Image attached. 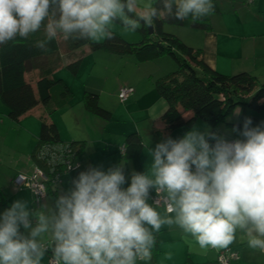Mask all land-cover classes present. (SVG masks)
Instances as JSON below:
<instances>
[{
	"label": "clouds",
	"instance_id": "clouds-1",
	"mask_svg": "<svg viewBox=\"0 0 264 264\" xmlns=\"http://www.w3.org/2000/svg\"><path fill=\"white\" fill-rule=\"evenodd\" d=\"M214 11L212 0H0V45L43 29L35 47L48 51L58 36L98 43L113 39L117 25L135 33ZM231 131L242 138L194 125L151 148L145 172L89 165L51 205L14 200L0 213V264H44L46 256L47 264H138L151 261L154 234L164 227L200 249H226L240 231L249 248L264 252V121L253 126L246 117Z\"/></svg>",
	"mask_w": 264,
	"mask_h": 264
},
{
	"label": "crops",
	"instance_id": "crops-1",
	"mask_svg": "<svg viewBox=\"0 0 264 264\" xmlns=\"http://www.w3.org/2000/svg\"><path fill=\"white\" fill-rule=\"evenodd\" d=\"M144 2L141 0V3ZM147 2L151 3V0ZM210 21L209 30L177 24H165L164 30L199 50L201 59L210 68L226 75L246 71L264 81V0H219V11L210 16ZM140 38V34L135 32L128 40L137 42ZM175 68V61L164 56L145 61H136L135 58L127 60L123 64L126 71H114L111 78L104 74L103 83L109 86L106 90H98L97 84L84 86L85 90L98 94L99 103L110 111V118L105 119L87 111L83 105V93L74 103L67 102L51 115L59 132L64 131V136L60 135L62 142H74V160L79 167L63 172L61 181L49 186L42 204L51 205V197L54 199L61 191L70 188L72 179L89 165H102L107 170L112 165L125 163L126 175L133 169L145 172L151 163L149 150L157 143L169 136L181 138L194 125L200 130L210 126L197 120L188 128L167 129L162 116L168 104L156 89L155 79ZM60 77L66 81L64 76ZM35 80L36 75H33L32 81ZM123 85L133 87L134 91L121 101L118 92ZM0 104V113L6 116L0 117V129H14L21 143L19 147L24 149L14 159H7L0 165V190L9 204L19 198L32 202L27 179L16 184L15 177L18 174L27 176L26 173L33 171L36 165H42L35 155L41 128L40 108L34 107L18 119H12L8 116L7 107L2 102ZM181 111L184 116L191 113V110ZM237 114L238 111L235 112V118L230 120L236 121ZM257 115L260 124L264 121V110ZM211 129L225 135L227 139L242 138L224 124L223 127L219 124ZM134 131L140 134V144L127 152L125 136ZM149 203H152L151 199ZM0 204L4 207L3 202L0 201ZM158 211L163 214V206H159ZM154 235L156 245L151 261H138V264H224L219 260L221 254L227 257L228 264H264V252L249 248L247 237L240 231H237L235 242L226 249H200L193 238L185 237L177 228L164 227ZM48 258L45 257L44 264H47Z\"/></svg>",
	"mask_w": 264,
	"mask_h": 264
},
{
	"label": "trees",
	"instance_id": "trees-1",
	"mask_svg": "<svg viewBox=\"0 0 264 264\" xmlns=\"http://www.w3.org/2000/svg\"><path fill=\"white\" fill-rule=\"evenodd\" d=\"M212 2L215 5L214 13L218 12L219 0ZM151 3L157 4L158 0H151ZM210 16L195 23L191 18L184 21L171 17L158 20L152 33H148V28L143 27L137 31L141 36L137 42L126 41L116 32L113 39L98 43L64 40L58 36L48 45V51H42L35 47V42L44 38L43 29L27 39L17 37L5 45H0V102L7 107L8 116L12 119H18L32 108L39 107L41 128L38 145L62 142L51 115L69 102L74 92L65 80L56 79L52 74L59 66L58 53L61 47L65 48L66 53H70L88 44L92 50H105L119 55L130 54L136 61L164 55L175 61L174 70L155 79L156 89L168 104L162 116L168 130L188 128L197 120H202L211 127L224 124L231 128H242L246 117H250L253 126H256L259 122L257 113L264 110V81L246 71L226 75L210 68L201 59L199 50L164 30L165 24L209 30ZM79 63V58L74 59L68 67L76 73ZM33 75H36L34 82ZM83 105L87 111L102 118L108 119L111 116L110 111L100 105L98 94L94 91L83 92ZM181 109L191 110L189 118H185ZM236 111L237 120H230ZM140 140L138 132L128 133L124 141L126 151L130 152L132 147L139 145ZM73 143L69 144L74 147ZM49 186L50 184L47 192ZM0 201L5 209L10 206L1 190Z\"/></svg>",
	"mask_w": 264,
	"mask_h": 264
},
{
	"label": "rangeland",
	"instance_id": "rangeland-1",
	"mask_svg": "<svg viewBox=\"0 0 264 264\" xmlns=\"http://www.w3.org/2000/svg\"><path fill=\"white\" fill-rule=\"evenodd\" d=\"M244 9V11H246V8ZM114 32L118 33L123 39L129 42L131 41L128 39L132 38V36L134 35V33H124L118 25L115 26ZM58 54V58L60 60L59 66L54 69L55 73L57 72L58 74L53 73L52 75L56 79L61 78L60 76H64V78L68 82V85L74 92V95L70 100L73 103L76 101V99H79L80 94L85 91L86 87L84 88V86L89 87L93 84H97L98 90H100V88H103L105 90L109 88L106 82L103 83L104 74L110 75L111 78V74L114 71H126V69H123V64H125L127 60L134 58L130 54L119 55L116 53H110L105 50H92L88 44L76 48L70 53H66L65 48L61 47ZM108 56H110V58H108ZM164 57H169L170 59H172L168 55H164ZM78 58L80 59L79 67L76 70L77 72L73 73L72 69L68 67V64L74 59ZM1 106L2 105L0 104V107ZM0 117L3 118L6 116L0 113ZM54 117L55 115L52 116V118ZM232 117L235 118V113L230 118ZM220 126L223 127V124H220ZM59 133H61L60 135L62 137L64 136V131L61 130ZM17 136L18 133L14 129H0V141H3L2 143L0 142V165L5 163L7 159H14L16 154L23 152L24 149H21V147H19L21 146V143L18 140ZM31 172L32 170L26 173L28 174L27 176H29ZM22 191L24 190H21L20 192ZM19 199L23 200L22 198ZM53 200L54 199L51 197L52 202ZM29 207L33 208L32 202H29ZM3 209L4 207L0 204V213L3 212Z\"/></svg>",
	"mask_w": 264,
	"mask_h": 264
},
{
	"label": "built area",
	"instance_id": "built-area-1",
	"mask_svg": "<svg viewBox=\"0 0 264 264\" xmlns=\"http://www.w3.org/2000/svg\"><path fill=\"white\" fill-rule=\"evenodd\" d=\"M133 91V87L123 85L119 88L118 97L121 101H124ZM234 139L236 138L232 137L229 140ZM74 150L75 148L69 143L58 142L41 144L37 148L35 155L42 165H36L29 176L18 174L15 177L16 184H21L27 179L28 187L32 193L33 208L42 204L49 184L59 183L62 173L69 171L70 165L73 166L72 169L77 167L78 163L74 160ZM151 196V201L153 203L155 192ZM219 260L224 264H228L227 257L224 254L220 255Z\"/></svg>",
	"mask_w": 264,
	"mask_h": 264
},
{
	"label": "water",
	"instance_id": "water-1",
	"mask_svg": "<svg viewBox=\"0 0 264 264\" xmlns=\"http://www.w3.org/2000/svg\"><path fill=\"white\" fill-rule=\"evenodd\" d=\"M153 32V28H148V33H152Z\"/></svg>",
	"mask_w": 264,
	"mask_h": 264
}]
</instances>
